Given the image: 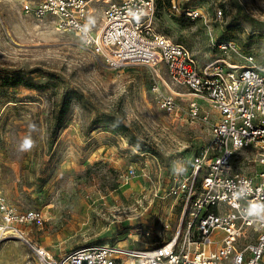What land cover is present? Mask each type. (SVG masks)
I'll use <instances>...</instances> for the list:
<instances>
[{
    "label": "rangeland",
    "instance_id": "1",
    "mask_svg": "<svg viewBox=\"0 0 264 264\" xmlns=\"http://www.w3.org/2000/svg\"><path fill=\"white\" fill-rule=\"evenodd\" d=\"M25 1L0 0V191L41 220L18 226L22 239L0 237V264H41L33 246L59 258L95 243L147 249L168 241L180 214L170 189L209 143L202 116L213 121L211 110L201 103L193 117L195 97L172 86L164 67L113 69L76 36L25 14ZM175 2L170 15L155 0V30L185 44L201 66L264 67V0ZM185 9L204 18L186 19ZM171 92L179 94L174 114L160 107ZM25 136L34 146L22 152Z\"/></svg>",
    "mask_w": 264,
    "mask_h": 264
},
{
    "label": "built area",
    "instance_id": "2",
    "mask_svg": "<svg viewBox=\"0 0 264 264\" xmlns=\"http://www.w3.org/2000/svg\"><path fill=\"white\" fill-rule=\"evenodd\" d=\"M23 11L76 36L113 69L164 67L172 86L195 97L192 116L200 115L203 103L214 117L202 116L211 124L210 141L170 189L180 214L168 241L147 249L95 243L59 258L33 246L40 263L264 264V220L245 214L251 203H264V67L224 60L201 66L185 44L156 32L155 0H29ZM169 11L179 12L175 0ZM181 16L204 18L199 9H185ZM178 96L162 95L160 107L177 113ZM133 177L130 170L127 180ZM40 220L38 212L18 210L0 191V237L22 239L18 226Z\"/></svg>",
    "mask_w": 264,
    "mask_h": 264
},
{
    "label": "clouds",
    "instance_id": "3",
    "mask_svg": "<svg viewBox=\"0 0 264 264\" xmlns=\"http://www.w3.org/2000/svg\"><path fill=\"white\" fill-rule=\"evenodd\" d=\"M34 146V141L30 136H25L19 144L20 151H28ZM185 169L179 174H182ZM175 174H177L176 169L173 168ZM245 214L248 217H255L259 220H264V203H251L248 208L245 210Z\"/></svg>",
    "mask_w": 264,
    "mask_h": 264
},
{
    "label": "trees",
    "instance_id": "4",
    "mask_svg": "<svg viewBox=\"0 0 264 264\" xmlns=\"http://www.w3.org/2000/svg\"><path fill=\"white\" fill-rule=\"evenodd\" d=\"M171 1L172 0H157V7L158 8H161V7L169 8L171 6Z\"/></svg>",
    "mask_w": 264,
    "mask_h": 264
}]
</instances>
